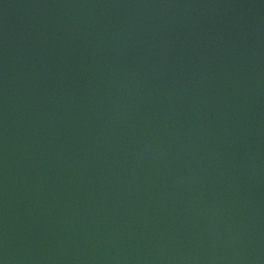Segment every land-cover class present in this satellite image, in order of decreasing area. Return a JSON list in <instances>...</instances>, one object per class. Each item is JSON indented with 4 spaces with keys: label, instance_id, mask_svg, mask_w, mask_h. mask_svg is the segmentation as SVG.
I'll list each match as a JSON object with an SVG mask.
<instances>
[{
    "label": "water",
    "instance_id": "obj_1",
    "mask_svg": "<svg viewBox=\"0 0 264 264\" xmlns=\"http://www.w3.org/2000/svg\"><path fill=\"white\" fill-rule=\"evenodd\" d=\"M0 264H264V0H0Z\"/></svg>",
    "mask_w": 264,
    "mask_h": 264
}]
</instances>
